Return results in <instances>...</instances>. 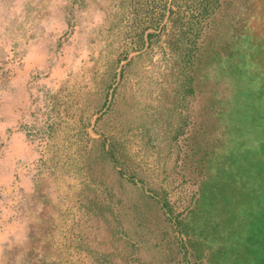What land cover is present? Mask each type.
Here are the masks:
<instances>
[{"label":"rangeland","instance_id":"rangeland-1","mask_svg":"<svg viewBox=\"0 0 264 264\" xmlns=\"http://www.w3.org/2000/svg\"><path fill=\"white\" fill-rule=\"evenodd\" d=\"M253 3L0 0V264H210L181 223L264 139Z\"/></svg>","mask_w":264,"mask_h":264},{"label":"trees","instance_id":"trees-1","mask_svg":"<svg viewBox=\"0 0 264 264\" xmlns=\"http://www.w3.org/2000/svg\"><path fill=\"white\" fill-rule=\"evenodd\" d=\"M253 7L249 36L255 34L259 43L250 49L262 57L264 0H254ZM246 137L210 161L213 175L202 186L190 221L181 223L185 234L211 249L210 264H264V139Z\"/></svg>","mask_w":264,"mask_h":264}]
</instances>
